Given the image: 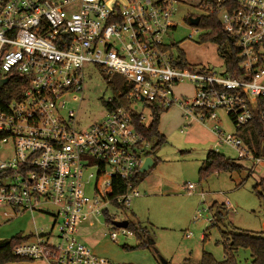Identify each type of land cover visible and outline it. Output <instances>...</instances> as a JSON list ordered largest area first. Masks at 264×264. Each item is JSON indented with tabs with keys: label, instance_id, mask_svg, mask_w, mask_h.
Segmentation results:
<instances>
[{
	"label": "built area",
	"instance_id": "2783aa9c",
	"mask_svg": "<svg viewBox=\"0 0 264 264\" xmlns=\"http://www.w3.org/2000/svg\"><path fill=\"white\" fill-rule=\"evenodd\" d=\"M198 7L204 15H218L236 42L235 73L226 62L221 71L179 65L177 43L170 41L179 26L176 0H0V78L20 76L28 86L0 110V206L10 218L26 211L48 214L51 205V230L58 227L57 241L51 232H32L13 249L14 257L44 264H126L93 253L79 239L78 223L84 209L107 213L100 202L126 207L140 196L137 187L113 198L108 194L113 176L130 180L148 156L151 140L136 129L132 114L142 126L151 121L136 110L138 102L151 113L176 104L184 118L211 124L249 171L263 162L239 132L256 114L264 125V0H201ZM204 15L184 19L193 29L189 39L204 34L189 19ZM87 64L124 77L131 104L130 110L107 109L100 122L80 130L77 112L66 108L72 94L84 93ZM184 81L192 84V94L176 93ZM219 112L230 118L234 134L222 129ZM90 167L96 168L93 203L90 181L84 180ZM183 190L193 194L197 186L188 183ZM224 209L234 207L224 203ZM114 221L113 229L132 234ZM110 235L118 241V232Z\"/></svg>",
	"mask_w": 264,
	"mask_h": 264
},
{
	"label": "rangeland",
	"instance_id": "374dc122",
	"mask_svg": "<svg viewBox=\"0 0 264 264\" xmlns=\"http://www.w3.org/2000/svg\"><path fill=\"white\" fill-rule=\"evenodd\" d=\"M176 1L178 12L175 21L179 26L170 38V41L177 43L173 52L178 54L183 51L188 62L195 67L221 71L231 53L228 41L220 43L198 38L196 35L189 39L193 29L184 19L189 15L205 14L204 10L198 7L201 0ZM202 32L207 34L209 30L202 28ZM84 86L83 94L74 93L67 99L66 108V112H77L76 123L80 130L87 129L106 117L105 101L114 94L104 78L102 68L92 64H87L84 69ZM192 91L193 86L187 81L180 83L176 88L178 95H190ZM136 110L144 113L147 123L152 121V113L143 102H138ZM219 114L224 118L221 127L225 133L234 134L235 127L230 118L222 112ZM161 115L160 130L166 136V141L157 146L151 155L156 165L148 170L145 180L137 187L140 196L132 198L130 205L126 207L100 202L102 210H108L107 214L102 211L96 215L84 209L85 219L78 223V237L90 248H94L98 243L109 247L112 243L119 248L127 244L136 248L139 245L136 234L132 232L131 235L124 236L120 230L113 229L111 222L107 221L109 216L115 221L127 220L149 230L148 240L152 241L153 246L127 251L122 248L126 252L140 251L137 256H133L135 259L131 264H200L203 251L212 253L217 260H222L223 231L237 228L264 232V156L263 162L254 172L249 171V164L242 161L245 168L241 172H212L200 178L199 168L210 149L236 160L238 153L220 141L211 124L204 125L193 118H184L182 110L176 104ZM252 133L250 128L242 138L245 145L256 150L257 146L251 139ZM249 138L251 142L248 141ZM258 142L259 149L264 152V138H259ZM155 143L156 139L150 141L148 152ZM91 173L93 176L90 177ZM88 179L90 188L87 193L93 203L95 167L85 170L84 180ZM260 182L262 184L258 185ZM188 183L195 184L197 192L188 194L183 190ZM200 192L204 193L203 198ZM215 202L219 208L212 207ZM224 203L231 204L234 210L227 212L222 207ZM47 208L48 214L26 211L7 220L3 215L5 208L0 206V240L39 231L51 232L53 240L57 241L58 227L51 230L55 208L51 205ZM217 211L222 214L221 220ZM213 219L215 225L211 222ZM112 231L119 233L117 242L110 237ZM186 234L190 236L187 237ZM236 257L240 263H249L252 259L250 252L243 249L238 251ZM17 263L19 262L5 264Z\"/></svg>",
	"mask_w": 264,
	"mask_h": 264
},
{
	"label": "trees",
	"instance_id": "16d2710c",
	"mask_svg": "<svg viewBox=\"0 0 264 264\" xmlns=\"http://www.w3.org/2000/svg\"><path fill=\"white\" fill-rule=\"evenodd\" d=\"M198 26L207 28L209 30L207 34H203L201 36L202 39H210L220 43L225 40L228 41L231 48V53L227 56L225 62L228 67V71H230L232 74L233 72L235 73V70L238 69V56L240 51L236 45V42L232 39V36L225 31L220 19L218 18V15L208 14L201 16ZM179 57L181 59V63L179 64L181 67L189 68L191 66L183 51H179ZM103 75L108 86H110L114 91L111 101H105L106 108L114 109L122 106L130 110L131 101L128 99V92L130 88L126 83L125 78L119 74L103 73ZM27 87L26 81L22 77L10 76L8 82L0 87V110H7L9 105L14 100L20 99ZM163 111L164 110L161 109L153 110L152 121L149 126L140 125L138 122V114H132L134 123L136 124V129L148 140L152 141L156 139V143L152 147V150L147 153L148 156H151L154 152V149L166 141V136L159 130L160 118ZM250 128L253 130L251 138L252 142L254 141L255 146H257L254 152L257 156L263 157L264 152L259 149L258 139L264 138V125L260 121L258 114L255 115L254 120L248 127L239 132V135L244 137V133L248 132ZM251 139L249 138L248 141L251 142ZM244 168V164H242L240 161L228 158L225 155L211 149L207 152L206 157L199 168V175L200 178H204L206 175L212 172L224 171L233 173L241 172L244 170ZM148 172L149 171L140 172V170H137L130 180L122 179L119 176H113L111 180V186L108 189L109 197L113 198L114 196L125 194L132 188L138 187L139 184L145 180ZM1 176L2 175L0 174V177ZM260 184H262V182H260L258 185ZM258 185L256 187H258ZM258 194L262 195L261 193ZM214 206L219 208V205L216 202L212 207ZM222 207L224 206L222 205ZM217 212L221 217L222 214H220L219 211ZM221 219L222 217L220 220ZM113 220L114 219L112 217L107 216V221L111 222ZM128 229L136 234L139 245L136 248H133L127 244H124L122 246L124 250L127 251L153 246L152 241L148 240L149 230H147L146 227L139 226L136 223L129 221ZM28 238H30V235L19 234L12 237L11 239L0 240V264L28 261L26 259L16 258L12 255L13 249ZM221 243L223 245L224 258L222 260H217L212 253L203 251L200 264H264V232L245 231L233 228L229 231L222 232ZM240 249L250 252L252 259L249 263H240L238 261L236 254Z\"/></svg>",
	"mask_w": 264,
	"mask_h": 264
},
{
	"label": "crops",
	"instance_id": "0c3cea01",
	"mask_svg": "<svg viewBox=\"0 0 264 264\" xmlns=\"http://www.w3.org/2000/svg\"><path fill=\"white\" fill-rule=\"evenodd\" d=\"M165 112H168V110H164ZM163 111V112H164ZM162 116V115H161ZM160 121H161V118H160ZM161 123V122H160ZM159 130H160V125H159ZM161 132V130H160ZM162 133V132H161ZM211 150V149H210ZM214 150V149H213ZM156 164H154L155 166ZM217 203V202H216ZM214 204V203H213ZM224 208V207H223ZM220 210V209H219ZM4 212V211H3ZM4 215V213H3ZM4 217L8 220L9 217H6L4 215ZM11 218H14V217H11ZM30 234V233H29ZM111 237V235H110ZM112 239V237H111ZM81 240V239H80ZM113 240V239H112ZM82 241V240H81ZM115 242V241H114ZM87 245V244H86ZM104 244L103 243H98L94 248H90L93 253L99 255V256H102V257H105V258H108V259H111V260H114V261H119V262H123V263H126V264H131V261L133 259H135V257L133 258V256H137L139 254L140 251H137V252H126L124 251L122 248H119L117 246H113V244L111 243L110 247L109 246H103ZM31 261V260H28V262ZM32 262H39L38 264H44L42 261H32ZM17 264H30V263H26L25 261L24 262H19ZM32 264V263H31Z\"/></svg>",
	"mask_w": 264,
	"mask_h": 264
},
{
	"label": "water",
	"instance_id": "95a60500",
	"mask_svg": "<svg viewBox=\"0 0 264 264\" xmlns=\"http://www.w3.org/2000/svg\"><path fill=\"white\" fill-rule=\"evenodd\" d=\"M200 18L194 17L190 18L189 21L192 25H198ZM8 82V78H0V87L5 85ZM155 162L152 159L151 156H147L145 158V161L143 165L140 168V172H147L149 169H151L154 166ZM114 225L117 227L127 228L129 226V221L123 220V221H114Z\"/></svg>",
	"mask_w": 264,
	"mask_h": 264
}]
</instances>
